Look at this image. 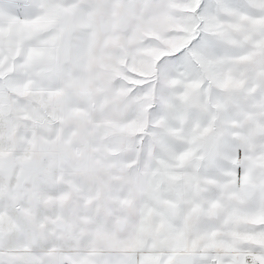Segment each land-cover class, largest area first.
I'll return each mask as SVG.
<instances>
[{
  "label": "snow or ice",
  "instance_id": "obj_1",
  "mask_svg": "<svg viewBox=\"0 0 264 264\" xmlns=\"http://www.w3.org/2000/svg\"><path fill=\"white\" fill-rule=\"evenodd\" d=\"M0 264H264V0H0Z\"/></svg>",
  "mask_w": 264,
  "mask_h": 264
}]
</instances>
